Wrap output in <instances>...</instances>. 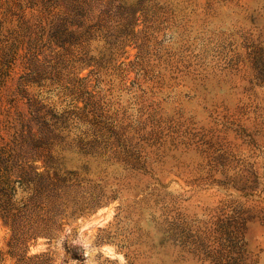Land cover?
<instances>
[{"label": "rangeland", "instance_id": "obj_1", "mask_svg": "<svg viewBox=\"0 0 264 264\" xmlns=\"http://www.w3.org/2000/svg\"><path fill=\"white\" fill-rule=\"evenodd\" d=\"M42 1L0 0V131L66 111L106 198L26 242L0 218V264H264V0L73 7L54 51Z\"/></svg>", "mask_w": 264, "mask_h": 264}, {"label": "trees", "instance_id": "obj_2", "mask_svg": "<svg viewBox=\"0 0 264 264\" xmlns=\"http://www.w3.org/2000/svg\"><path fill=\"white\" fill-rule=\"evenodd\" d=\"M98 1L102 0L42 1L39 26L42 33L48 32L47 40L51 46L54 44L52 51L60 46L61 38L83 28L80 22L68 23V10L79 6L91 9ZM31 2L33 7L36 3ZM61 6L66 8L65 11L62 12ZM57 8L59 11L56 13ZM23 23L31 29L29 20L23 19ZM74 25L75 29L72 28ZM94 27L90 24L84 30L91 32ZM32 73L35 74L33 79L39 77L37 70H32ZM3 84L4 75L0 74V90ZM1 104L0 94V107ZM65 115L66 111H63L59 117H52L51 129L41 123L40 134L34 128L40 123L38 119L34 124L25 123L8 137L0 131V218L11 230L13 238L21 242L39 236L51 237L62 228L64 219L89 211L106 198V192L99 183L84 177L78 170H68L63 166L65 146H70L75 140H67L70 135L67 132L68 118H63ZM62 143L65 146H61ZM56 145L61 146L60 151ZM24 146L30 149L24 150ZM80 152L84 155L89 153L85 149ZM38 160L42 161L41 165Z\"/></svg>", "mask_w": 264, "mask_h": 264}]
</instances>
